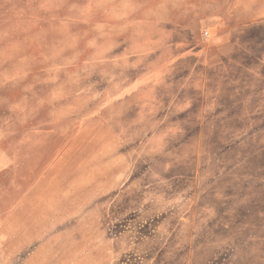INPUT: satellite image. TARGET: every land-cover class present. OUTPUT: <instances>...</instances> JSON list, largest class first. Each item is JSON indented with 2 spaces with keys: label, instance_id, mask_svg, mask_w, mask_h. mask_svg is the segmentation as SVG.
<instances>
[{
  "label": "rangeland",
  "instance_id": "1",
  "mask_svg": "<svg viewBox=\"0 0 264 264\" xmlns=\"http://www.w3.org/2000/svg\"><path fill=\"white\" fill-rule=\"evenodd\" d=\"M102 89L127 172L88 205L27 150ZM0 264H264V0H0Z\"/></svg>",
  "mask_w": 264,
  "mask_h": 264
},
{
  "label": "crops",
  "instance_id": "2",
  "mask_svg": "<svg viewBox=\"0 0 264 264\" xmlns=\"http://www.w3.org/2000/svg\"><path fill=\"white\" fill-rule=\"evenodd\" d=\"M110 98L107 90L102 89L95 91L90 99L65 102L69 113L78 112L70 116L67 127L35 130V140L27 150L35 152L34 157L39 165L45 163L43 169L36 168V174L51 171L66 174L63 176L65 179L75 176L84 181L87 174H94L89 184L82 187L83 195L88 193L94 196L88 205L118 188L127 172L123 154L125 151L105 113L111 104ZM61 119L65 120L60 117L57 121ZM57 162H65L67 167L55 168Z\"/></svg>",
  "mask_w": 264,
  "mask_h": 264
}]
</instances>
